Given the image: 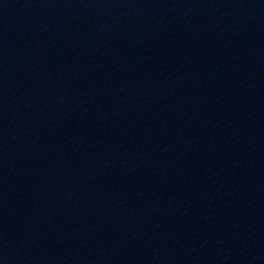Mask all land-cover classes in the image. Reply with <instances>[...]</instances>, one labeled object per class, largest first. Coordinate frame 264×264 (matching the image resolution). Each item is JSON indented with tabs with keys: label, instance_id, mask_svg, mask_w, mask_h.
Returning <instances> with one entry per match:
<instances>
[{
	"label": "water",
	"instance_id": "water-1",
	"mask_svg": "<svg viewBox=\"0 0 264 264\" xmlns=\"http://www.w3.org/2000/svg\"><path fill=\"white\" fill-rule=\"evenodd\" d=\"M0 264H264V0H0Z\"/></svg>",
	"mask_w": 264,
	"mask_h": 264
}]
</instances>
